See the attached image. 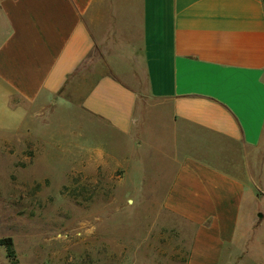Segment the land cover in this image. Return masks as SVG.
<instances>
[{
    "label": "crops",
    "instance_id": "0c3cea01",
    "mask_svg": "<svg viewBox=\"0 0 264 264\" xmlns=\"http://www.w3.org/2000/svg\"><path fill=\"white\" fill-rule=\"evenodd\" d=\"M137 59L145 98L120 79ZM48 107L138 147L153 111L148 149L174 166L155 174L162 209L193 229L185 264L260 251L264 0H0V131Z\"/></svg>",
    "mask_w": 264,
    "mask_h": 264
},
{
    "label": "rangeland",
    "instance_id": "374dc122",
    "mask_svg": "<svg viewBox=\"0 0 264 264\" xmlns=\"http://www.w3.org/2000/svg\"><path fill=\"white\" fill-rule=\"evenodd\" d=\"M138 64L120 79L145 98ZM64 112L38 109L18 131H0V241L11 239L14 252L0 246V264H185L193 229L162 209L174 166L148 149L161 135L153 136V111L143 147ZM164 167L167 179L156 180ZM254 207L264 214V198ZM257 236L260 253L245 264L260 263L264 224Z\"/></svg>",
    "mask_w": 264,
    "mask_h": 264
},
{
    "label": "trees",
    "instance_id": "16d2710c",
    "mask_svg": "<svg viewBox=\"0 0 264 264\" xmlns=\"http://www.w3.org/2000/svg\"><path fill=\"white\" fill-rule=\"evenodd\" d=\"M0 246H4L6 248L8 257L14 258V252L12 249L11 239H5V240L0 241Z\"/></svg>",
    "mask_w": 264,
    "mask_h": 264
}]
</instances>
